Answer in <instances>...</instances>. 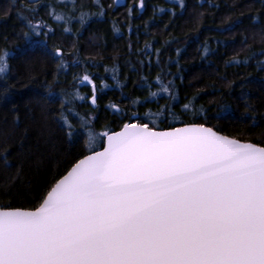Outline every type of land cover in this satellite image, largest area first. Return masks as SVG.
<instances>
[{
	"label": "snow or ice",
	"instance_id": "obj_1",
	"mask_svg": "<svg viewBox=\"0 0 264 264\" xmlns=\"http://www.w3.org/2000/svg\"><path fill=\"white\" fill-rule=\"evenodd\" d=\"M178 2L181 9L186 6L185 0ZM91 3L97 13L77 0H49L47 14L69 33L73 20L82 28L93 15L106 14L100 0ZM17 4L10 0L8 11ZM40 4L24 0L20 5L17 15L30 30L25 36L47 38L55 32L42 19L34 22L33 5ZM134 7L143 9L144 0L127 8L129 21ZM252 19L255 23L258 17ZM149 47L146 42L145 49ZM51 55L59 58L58 69H67L63 49L57 47ZM8 56L7 50L0 51L3 93L8 91ZM230 63L241 61L233 57ZM109 71L113 85L103 77L97 85L84 70L73 76L70 88L60 89L56 122L71 147L83 144L63 165L64 174L53 175L41 186L43 192L33 193L28 201L33 207L0 205V264H264V146L222 135L205 123H185L177 106L181 114L191 111L206 118L203 106L195 109L196 96L181 102L174 81L165 83L159 73L155 91L147 77L133 81L148 91L142 99H129L127 110L112 102L105 105L119 119V130L96 131L99 94L110 87L123 89L127 81L118 79L119 68L105 67ZM46 91V99L57 102L52 84ZM161 94L167 97L164 104L157 100ZM152 101L159 105L157 111H139ZM78 102H86L91 111L81 113ZM156 117L164 119L158 123ZM9 152L7 145L0 152L5 165ZM4 196L10 198L11 192Z\"/></svg>",
	"mask_w": 264,
	"mask_h": 264
},
{
	"label": "trees",
	"instance_id": "obj_2",
	"mask_svg": "<svg viewBox=\"0 0 264 264\" xmlns=\"http://www.w3.org/2000/svg\"><path fill=\"white\" fill-rule=\"evenodd\" d=\"M100 2L106 14L93 15L82 28L73 20L69 33H63V22L48 16L49 0L33 5L37 7L34 22L42 19L55 29L45 38L31 33L25 36L30 30L17 15L24 0H18L11 11L10 0H0V51L9 52L10 65L5 74L7 93H3L5 83L0 77V152L5 145L10 148L9 163L5 165L0 158V205L33 207L28 203L33 193L43 192L41 186L53 175L64 174L63 165L79 153L83 140L71 147L54 114L60 89L70 88L73 76L84 70L97 85L100 77L109 85L115 83L105 67L119 68L122 82L127 77L123 89L110 87L99 94L96 131L119 130V119L109 115L105 105L112 102L127 110L129 99H142L148 91L146 87L140 90L133 81L147 77L155 91L159 73L165 83L174 81L181 102L186 96H196L195 109L203 106L206 118L191 111L181 114L177 106L176 114L185 123H205L223 135L264 146V64L260 63L264 61V0H185L183 9L178 0H144L143 9L134 7L131 21L127 8L139 0H125L121 7L113 0ZM77 3L85 5L86 11H99L91 0ZM159 8L164 11H157ZM253 17H258L255 23ZM113 21L119 32L113 30ZM146 42L150 44L147 49ZM57 47L68 61L66 70L58 69L59 58L51 55ZM233 57L241 63L226 64ZM48 84H52L57 102L46 99ZM80 91L90 95L87 87ZM166 99L163 94L157 97L159 104ZM78 103L83 104L81 113L91 111L86 102ZM158 106L152 101L139 111L150 108L155 112ZM155 119L160 123L164 117ZM5 191L11 192L10 198L4 196Z\"/></svg>",
	"mask_w": 264,
	"mask_h": 264
},
{
	"label": "water",
	"instance_id": "obj_3",
	"mask_svg": "<svg viewBox=\"0 0 264 264\" xmlns=\"http://www.w3.org/2000/svg\"><path fill=\"white\" fill-rule=\"evenodd\" d=\"M124 3H125V0H121V2L120 3H117V4H115L117 7H121V6H123L124 5ZM214 130V129H213ZM117 131V130H116ZM215 131V130H214ZM221 134V133H220ZM223 135V134H222ZM242 142H244V141H242Z\"/></svg>",
	"mask_w": 264,
	"mask_h": 264
}]
</instances>
